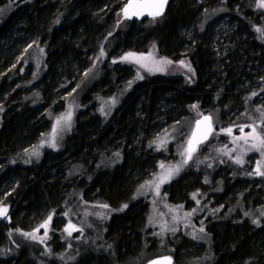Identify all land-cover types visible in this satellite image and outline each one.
Instances as JSON below:
<instances>
[{
	"label": "trees",
	"instance_id": "1",
	"mask_svg": "<svg viewBox=\"0 0 264 264\" xmlns=\"http://www.w3.org/2000/svg\"><path fill=\"white\" fill-rule=\"evenodd\" d=\"M238 1L219 4V0H203L200 4L198 0H170L161 17L135 20L123 15L127 0H0V194L6 191L10 177L20 180V187L14 188L5 200L11 202L13 216L10 225L0 226V264H50L52 260L62 264H127L138 257L143 260L141 264H146L153 259L152 252H146L156 241L145 229L147 203L142 201L113 214L106 224L105 236L99 241V236H89L77 244L78 251L70 254L68 260L58 253L59 242L51 240L49 255L36 243L11 244L8 230H23L32 221L36 223L64 198L71 197L77 206L80 194L86 200L99 197L119 208L135 185L156 168L157 156L149 141L161 125L189 116L194 102L205 105L215 102V98L220 103L227 100L229 93H235L239 82H243L242 76L263 85L264 44L235 38L227 56L218 58L223 51L215 50L207 27L213 18L233 16L244 31L237 34L252 35L250 22L257 23L252 8L255 2L246 0V10L242 12L233 7ZM203 6L206 12L200 19ZM148 42L156 43L162 56L186 58L196 74L193 85L164 78L140 84L128 93L108 121L102 120L94 106L79 111L63 147L46 151L40 164L13 163L51 127V113L64 108L66 95H62L74 89L82 71L90 66L99 69L92 58L107 52V58L99 62L102 81L94 88L109 87V92H114L129 70L114 64L112 59L129 50L144 51ZM35 45L45 49L42 60L45 59L46 71L42 76L35 71L34 63L39 60L32 52ZM91 95L90 90L86 103L92 102ZM232 99L230 108L234 100L244 98L238 93ZM216 115L222 116L221 108ZM114 151L124 155L120 165L98 166L101 157ZM226 175L229 177L222 174L226 187L219 197L224 199L231 186H238L239 196L244 192L242 202L246 207L236 209L237 214L227 213V219L209 221L211 254L207 264H264V225H252L260 222L255 220L260 217L258 212L251 217L244 214L248 207L264 204V182L255 185L256 189L253 180L239 174L228 186L231 176ZM198 184L192 172L184 174L169 187L171 198L184 199L188 189ZM227 207L225 213L231 210L230 205ZM240 220L245 222L239 223ZM186 243L167 242L176 264H194L196 256L190 254L204 250L202 246L183 250ZM186 256V262H182Z\"/></svg>",
	"mask_w": 264,
	"mask_h": 264
},
{
	"label": "rangeland",
	"instance_id": "2",
	"mask_svg": "<svg viewBox=\"0 0 264 264\" xmlns=\"http://www.w3.org/2000/svg\"><path fill=\"white\" fill-rule=\"evenodd\" d=\"M226 1L229 0H219V4H224ZM198 2L203 4V0H198ZM245 2L246 0H239L237 3H234V9L245 12L246 8L243 5ZM254 2L252 5V8L255 9L253 17H256L257 23L250 22L252 35L249 32L237 34L240 29L241 31L243 30L242 26H240V21L233 16L223 15L212 20H210L212 15L210 16L211 18L208 22L210 24L207 27H209L211 32L213 46L217 52L223 51L218 58H222L224 54V58L227 56L228 48L230 45H233V39L235 38L244 40L245 42L246 40L247 42L258 40L261 44H264V8L257 6V0H254ZM204 8L203 6L200 19L203 13L206 12ZM190 31L193 32V29ZM188 34L190 35L191 33ZM31 46L32 44L26 47V49L28 48L27 50H29ZM34 48L32 52L33 54L36 53V57L39 59L34 63L38 70L35 69V71L38 76H42L46 71V67H44L45 59L44 62L42 60V50L45 51V49L38 45H35ZM128 53L147 57V59L141 61L147 67H142L141 63H137L134 59H122ZM149 53H152L151 57L148 56ZM106 58L107 52L105 51L103 55L100 53L94 59L92 58L91 62L101 66L99 62L101 61L102 63ZM164 59L170 60L172 63H154ZM112 60L114 64L127 66L126 68L129 70L125 75L121 74L120 87L114 92H109L111 89L109 87L95 89L96 84H100L102 81L100 66L98 67L99 69H96L95 66L84 69L81 73L82 78L77 81L74 89L62 95V97L66 95L64 108L56 113H51V127L43 132L30 148L22 152L19 158H14L13 163L19 162L26 165L40 164L46 151H59L63 147L65 139L72 134L79 111L94 106L96 113L102 120L108 121L122 105L128 93L138 85L153 79L164 78L165 80L175 82L177 80L180 83L183 81L191 86L193 85V78L196 76L193 66L186 58L176 60L162 56L157 44L154 42H148L147 49L144 51L129 50ZM181 61H184V64H181ZM188 66H190L191 71ZM241 78L243 82H239V87L235 93L228 92L230 96L228 95L227 100H223L220 103L218 98H215L216 103L211 100L212 103L210 102L205 105L200 102L192 103L190 105L191 112L189 116L184 117L177 123H173L176 119L169 120L167 124L161 125L157 131L158 133L155 132L149 141V147L157 156L156 168L148 172L144 180L135 185L133 192L125 204L130 205L136 201H142V204L147 203L145 229L148 231L149 236L156 241L150 250L146 252H152V258L170 256L172 253L169 252L172 250L166 247L167 242L173 241L174 244L178 245L184 240L188 243L182 247L183 250L204 247L203 252L190 254L196 256L194 257L196 261L194 264L209 263L211 254V237L208 233L209 221H212L214 218L216 219L210 223L227 219V213H234L236 209L243 208L242 205L245 206L242 202L244 192L239 196L237 193L239 191L238 186H231L224 199L219 197L222 196L226 187L225 178L222 177V174H225L226 177H229L226 173L230 174L231 181L228 186L233 185L232 182H235V178L240 175L242 178L250 181L253 180V188H256L255 185L260 186L262 180L264 182V147L259 146L258 141L252 137H249L247 142L243 138L236 139L243 136L239 131V127H244V132L248 133L251 132V127L249 126H254L258 132L264 134V83L263 85H258L254 84L252 80L245 78V76ZM90 90L92 92V102L86 103L85 99ZM238 93L241 99H244L241 101L238 99L237 102L234 100V104L230 108L228 103H231L232 98H235ZM220 108L222 116L217 117L216 112L220 111ZM69 112L71 113L70 121L61 119L60 123L57 124V120L61 117H66ZM208 113L212 115L214 124L212 137L199 146L196 152L193 153L191 160L184 163L186 154L182 155V153L187 148L195 122L200 116ZM228 128L232 129L231 135L225 131ZM53 129L56 130L54 136ZM53 139L55 147L50 146ZM253 144H257V147L253 148ZM123 158L122 151H114L101 157L98 166L102 168H114L122 163ZM237 160L240 162L238 163ZM161 164L165 167L161 168ZM170 166H179L180 170L160 186L158 194L154 184L151 187L146 186L141 188V185L147 181L158 182L157 177L165 174ZM221 170H224L226 173L221 172ZM188 172L193 173V177L199 180V184L193 185L188 189L184 199L174 201L171 198L169 187L171 184L177 183L180 177ZM258 172L262 174H258ZM199 174L201 175L200 178L197 176ZM19 184V179L10 177L5 185L6 191L0 194V208L6 207L8 209L6 215L0 216L1 227L7 224L10 225L11 223L13 216L12 204L9 200L8 202H5V200L8 198L7 196L13 194L14 188L20 187ZM231 194L235 195V197H230ZM80 195L77 206L71 197H67L60 201L56 207L44 214L43 219L41 218L42 220L40 219L36 223L32 221L23 230L21 228H10L8 230V239L11 244L12 241L15 242L14 245L20 241L36 243L44 249L43 251L46 254L51 255L52 249L50 244L52 240V243L55 242L56 244V242H59L61 244L58 253L61 252L60 256L62 259L68 260L70 254L78 251L77 244L83 242L89 236H99V238H96L99 241L100 237L105 236V233H107L106 224L111 219V216L122 211L121 209H126L123 208L125 204H121L116 209L104 200L99 199V197L86 200L80 197ZM252 202L250 201V206H253ZM105 204L108 205L107 208L102 207ZM226 204L230 205L231 210L225 213L224 210L228 209ZM254 206L258 207H248V210L244 214L251 217L255 212H258L260 217L255 220L260 222L257 225H252L254 228H260L264 225V222H261L264 221V204H254ZM235 214H237V211ZM49 216L52 217L51 221H48ZM46 221H48L47 228H41L40 226ZM241 222L245 221L240 220L239 223ZM70 224L75 225L77 229V231H72L71 235L65 230ZM201 228L204 230L200 231ZM37 229H39L38 232L36 231ZM45 231L47 232V237L42 241L24 235V233H35L37 237H43ZM72 248L74 250L70 251ZM187 258L186 256L182 262H186ZM142 262L141 257H138L127 264H141ZM50 264L62 263H59V260H52Z\"/></svg>",
	"mask_w": 264,
	"mask_h": 264
},
{
	"label": "snow or ice",
	"instance_id": "3",
	"mask_svg": "<svg viewBox=\"0 0 264 264\" xmlns=\"http://www.w3.org/2000/svg\"><path fill=\"white\" fill-rule=\"evenodd\" d=\"M167 2H168V0H127L126 5L122 9V12H123V15L125 16V18H131L132 16H141L145 13V11H147L149 15H152L155 17V16H159L163 13L164 7L167 4ZM257 6L260 8H264V0H257ZM101 55H103V52H101ZM148 56L151 57L152 53H149ZM122 59H124V60L134 59L137 63H141V61L147 59V57L137 56L135 53H128L126 56L122 57ZM154 63L170 64V63H172V61L164 59V60H161L159 62H154ZM180 63L184 64V61H181ZM141 66L147 67V65L142 64V63H141ZM188 67H189V70L191 71L190 66H188ZM149 70H151V69H149ZM61 119L70 121L71 113L69 112L66 117H61L60 119H58L57 124L60 123ZM205 122H207L206 129L201 130V125ZM249 127H251V132H248V133L244 132V127H239V131L243 134V136L237 137L236 139L239 140V139L243 138L245 140V142H247L248 138L252 137L256 141H258L259 146L264 147V134H261L260 132H258L257 128L254 126H249ZM55 131L56 130L53 129V136L55 135ZM225 131L229 135L232 134L231 128H228ZM211 133H212V124H211V118L210 117H204L203 121H197L196 129L193 131L192 137L188 141V146L185 149V152L182 153V155L186 154L184 163H187L189 160L192 159L193 153L197 150V145L202 143L204 140H206ZM50 146L55 147L54 139L51 142ZM252 147L256 148L257 144H253ZM33 154H36V153H33ZM237 162L239 163L240 161L237 160ZM164 167L165 166L163 164H161V168H164ZM179 170H180L179 166H170L165 174L157 177L158 182L147 181L145 184L141 185V188H144L146 186L151 187L154 184L155 189H156L157 194H158L160 186L163 183L167 182L169 179H171L175 173L179 172ZM258 174H262V173L258 172ZM102 207L107 208L108 205L105 204V205H102ZM127 207H128L127 204L123 205V208H127ZM121 210H123V209H121ZM7 211H8V209L6 207L0 208V216L6 215ZM51 219H52V217L49 216L48 221H51ZM48 221H46L40 227L41 228H47ZM65 230L68 231L69 235H71L72 231H77V229L75 228V225H71V224ZM203 230H204L203 228L200 229V231H203ZM36 231L38 232L39 229H37ZM24 235L29 236L32 239H40L42 241L44 238L47 237V232L45 231L43 237H37L35 235V233H24ZM166 260L168 261V264H171L170 258H166ZM153 264H161V262L153 261Z\"/></svg>",
	"mask_w": 264,
	"mask_h": 264
},
{
	"label": "water",
	"instance_id": "4",
	"mask_svg": "<svg viewBox=\"0 0 264 264\" xmlns=\"http://www.w3.org/2000/svg\"><path fill=\"white\" fill-rule=\"evenodd\" d=\"M169 2H170V0H168L167 4L165 5L164 10H163V13H162L161 15H159V16H155V18H157V17H161V16L165 13V11H166V9H167V6H168ZM148 17H154V16L149 15L148 12L145 11V13H144L143 15H141V16H132L130 19L143 20V19L148 18ZM204 117H210V118H211L212 133L208 136V138H207L206 140H204L202 143H200V144L197 145V149L199 148V146H200L201 144L207 142V141L212 137V134H213V132H214L213 119H212V116H211L210 114H203L202 116H200V117L196 120V122H195V125H194V128H193V131L196 129V123H197V121H203V120H204ZM206 124H207V122H205V123H203V124L201 125V130H205V129H206ZM193 131H192V133H193ZM192 133H191V135H190V138L192 137ZM190 138H189V139H190ZM187 146H188V145H187ZM195 152H196V151H195ZM195 152H194V153H195ZM166 258H170L171 264H176V263L174 262L173 258L170 257V256H158V257H155V258L149 260L146 264H153V261H159V262H161V264H168V261L166 260Z\"/></svg>",
	"mask_w": 264,
	"mask_h": 264
},
{
	"label": "bare ground",
	"instance_id": "5",
	"mask_svg": "<svg viewBox=\"0 0 264 264\" xmlns=\"http://www.w3.org/2000/svg\"><path fill=\"white\" fill-rule=\"evenodd\" d=\"M240 30H241V29H240ZM216 67H217V65H216ZM220 67H221V64H220ZM217 68H218V67H217ZM153 128H154V127H153ZM159 129H160V128H159ZM156 133H157V132H156ZM153 136H154V135H153ZM152 148H153V147H152ZM150 150H151V149H150ZM146 151H147V150H146ZM147 152H148V151H147ZM144 154H145V153H144ZM149 154H150V153H149ZM143 156L145 157V155H143ZM151 156H152V155H151ZM145 158H147V157H145ZM152 160H153V159H152ZM154 160H155V159H154ZM154 163H155V161H154ZM149 167H150V166H149ZM146 168H147V167H146ZM146 168H145V169H146ZM143 172H144V171H143ZM132 191H133V190H132ZM132 191H131V192H132ZM129 196H130V195H129Z\"/></svg>",
	"mask_w": 264,
	"mask_h": 264
}]
</instances>
